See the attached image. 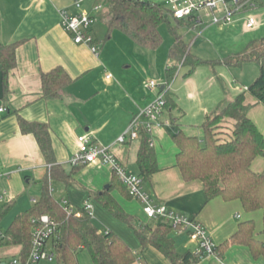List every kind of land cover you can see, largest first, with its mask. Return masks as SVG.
I'll return each instance as SVG.
<instances>
[{"label":"crops","instance_id":"crops-1","mask_svg":"<svg viewBox=\"0 0 264 264\" xmlns=\"http://www.w3.org/2000/svg\"><path fill=\"white\" fill-rule=\"evenodd\" d=\"M73 1L0 0V43L7 45L23 40L16 52V68L8 75L6 91L3 89L0 72V108L4 109L0 112V174H3L0 177V209L9 203L13 204L11 213L0 222L8 217L12 222L19 213L33 206L40 198L41 182L49 169L34 136L21 133V119L47 125L53 164L69 176L68 182L49 180L53 198H60V204L63 200L67 201L76 210L82 209L85 202L90 203L91 219L97 218L103 226L123 237L124 230L107 216L110 214L94 198L95 194L103 192L109 186L113 175L110 168L99 163L74 168L69 160L77 150L76 138L87 135L95 145L108 147L128 174L138 175L136 161L140 140L127 138L124 144H118L117 140L126 132L137 111L147 107L156 96L157 92H147L142 87L144 78L152 74V68L145 74L146 64L141 57H148L150 62L151 55L140 52L139 46L121 32L124 36L119 38L122 43L120 46L126 57L122 64L124 69L106 59L105 48L99 55L93 54L86 45L75 44L71 35L63 29L60 15L61 11L70 15L78 13ZM223 1L227 3L228 0ZM92 4L93 0H85L82 9L88 10ZM209 26H206L207 30H202V27L184 28L188 36H193L189 45L190 52L193 46L199 44V40H196L198 32L202 37L227 31L225 26H220L219 29ZM249 31L245 29V33ZM94 40L98 45V39L94 37ZM168 59L173 63L170 54ZM168 62L166 58L156 59L154 66L160 69L165 64L167 69L170 66ZM104 63L108 65L107 68ZM56 67L63 68L71 77L72 83L58 98L45 99L42 97L40 76ZM155 73L158 75L160 71ZM107 74L111 75L110 80L105 78ZM189 76L182 78L177 89H174V84L168 91L172 105L164 110L159 121L169 123L170 127H154L148 133L159 171L149 182L143 183L142 189L155 205H164L169 210L200 223L215 248L229 240L239 224L247 220L255 222V237L264 243L261 211L246 213L238 201L224 202L220 198L206 203L202 183L185 182L175 166L177 149L169 130L179 129L189 136H202V131L192 133L178 118L184 115L181 103L185 101L192 106L199 97V92L197 94L190 88ZM248 85L242 88L234 86L233 97H228L226 92L218 93L200 112L205 117L218 111ZM245 102L250 106L248 117L264 136V107L258 105L249 94L245 95ZM173 112L178 115L174 119ZM263 167L264 156L257 158L252 164V170L257 173ZM5 174L9 175L6 177ZM111 195L126 213L133 216L135 223L147 221L139 201L122 197L118 191H112ZM172 238L177 252L197 253V244L189 239L187 232L172 234ZM129 247L134 249L130 244ZM149 248L160 255L157 264H171L154 248ZM10 249H13L12 261L18 259L19 247L0 248V264H6L4 258L8 256ZM140 259L148 264L143 258ZM77 260L78 264H84L80 262V254ZM193 264H264V258L255 259L248 248L232 245L222 254L203 255Z\"/></svg>","mask_w":264,"mask_h":264},{"label":"trees","instance_id":"trees-1","mask_svg":"<svg viewBox=\"0 0 264 264\" xmlns=\"http://www.w3.org/2000/svg\"><path fill=\"white\" fill-rule=\"evenodd\" d=\"M102 10L97 19L106 26V39L114 31L129 37L136 45L148 50L160 47L162 37L159 26L166 23L173 38L170 58L173 63L166 69L167 83L176 75L177 64L188 66L187 76L200 65L208 64L193 55L180 28H194L189 20L174 19L170 10L162 2L142 0H93ZM255 7L258 0H254ZM244 7L242 11L249 10ZM169 18L175 21L170 24ZM23 40L3 45L0 43V72L3 89L6 91L8 75L16 68V52ZM253 62L259 74L232 101L224 104L218 111L204 117L201 124L202 136H189L182 130H171L170 136L177 153L175 166L185 182L200 181L206 203L220 198L224 202L238 201L246 213L261 211L262 233H264V169L252 170L253 162L264 156V136L248 117L249 105L245 95L249 94L258 105L264 107V38L251 40L241 52L227 56L224 65L228 68L241 67ZM42 97L58 98L61 92L72 83L71 77L56 67L40 76ZM172 100L166 92V108ZM22 134H31L47 162L51 165L47 176L42 180V193L33 206L19 213L10 223L5 233L0 235V248L19 247L18 260L25 264L31 252L33 228L39 224L40 217L48 215L56 226V233L50 240L54 250V264H78V254L86 251L92 264H134L139 258L123 239L112 231L99 232L91 216L81 211L80 216L68 215L63 206L52 196L49 180L68 182V175L53 164L50 135L47 125L19 120ZM140 147L136 165L142 183H147L159 171L153 147L148 143V134L140 133ZM118 191L129 200L126 187L113 173L110 184L103 192L95 194V200L117 221L127 225L135 234L140 245V253L152 247L171 264H193L202 254L187 251L177 252L172 233L179 230L171 224L156 220L134 222L133 216L126 213L113 199L111 192ZM13 208V204L0 209V220ZM155 221V223H152ZM232 245L249 249L253 258H264V243L255 237V222L247 220L239 224L237 231L214 253H224Z\"/></svg>","mask_w":264,"mask_h":264},{"label":"built area","instance_id":"built-area-1","mask_svg":"<svg viewBox=\"0 0 264 264\" xmlns=\"http://www.w3.org/2000/svg\"><path fill=\"white\" fill-rule=\"evenodd\" d=\"M85 0H74L73 6L78 11L75 15H70L61 11V25L65 32L71 35L75 44H83L89 47L93 54H97L98 46L93 37V25L97 20L98 13L102 10L100 4L93 2L88 10H83ZM174 19L189 20L194 27H206L209 25H227L233 22V16L242 11L244 7L250 10L255 8L254 0H233L227 5L223 0H162ZM261 25L256 15H248L244 24L246 30H253ZM181 66V65H180ZM179 66V67H180ZM178 67V68H179ZM107 80L111 75L105 76ZM170 84L160 86L157 82L146 79L143 88L147 92H157L154 100L144 109L138 110L132 117L126 132L117 140L118 144L126 143V139H139L140 133L151 132L154 127H170L167 122L159 121L166 107V92L169 91ZM4 111L0 108V112ZM150 147H153L151 140H148ZM77 150L69 160V164L74 167H84L99 163L108 166L121 183L126 187L129 196L139 201L142 205V212L147 220L167 222L180 231L187 232L190 240L197 244V254L214 255L215 246L209 238L206 229L193 219L181 216L164 205H155L142 189V180L138 175L128 174L125 168L119 163L108 147L97 146L92 138L87 135L76 138ZM51 165L48 166L50 168ZM5 174L4 176H8ZM3 174H0V177ZM68 215L80 216L81 211L74 209L67 201L61 202ZM92 206L85 202L82 209L91 216ZM238 217V216H237ZM56 233V226L48 215L40 217L39 224L33 228L31 240V252L25 264H40L43 261H54L55 253L50 245L52 236ZM11 264H21L15 259ZM134 264H146L140 258Z\"/></svg>","mask_w":264,"mask_h":264},{"label":"rangeland","instance_id":"rangeland-1","mask_svg":"<svg viewBox=\"0 0 264 264\" xmlns=\"http://www.w3.org/2000/svg\"><path fill=\"white\" fill-rule=\"evenodd\" d=\"M88 2L92 0H87ZM142 1H151V2H158V0H142ZM233 0H228L227 5L232 4ZM248 15H256L258 20L260 21L261 25L253 29L247 33H245L244 24L247 21ZM233 22L231 24L227 25H213L216 26V29H219L220 26L222 28L225 26L227 27V31H223L221 33H212L209 35H204L202 37L201 33L197 36V41L199 40V44L197 46H193L191 53L195 54L199 59L203 61L209 62L205 65H200L196 67L188 77L190 80V88L193 92H196L199 97L196 99V103H194L191 106V103L188 104L185 101H183V104L181 103V107L184 111V115L181 117L177 115V113L173 112L172 116L174 117L177 115L180 122L189 128V130L192 133H196L197 130H201V124L204 119V115L202 112H200V109L204 106H207L208 103L212 102L213 99L216 97V95L219 93L226 92L227 96H234L235 93L233 92V87L237 86L242 88V86L248 85V83H252L258 76L259 70L258 66L253 62L244 63L241 67H234V68H228L224 65V59L232 54L241 52L245 49L246 45L254 39H260L264 38V0H258V5L255 9L252 10H244L236 13L233 16ZM170 24L172 26H175V21L172 18H169ZM212 26V25H210ZM209 26V27H210ZM94 28V37L95 39H98V54L100 55L103 48H105V54L106 59H108L111 63L118 65L121 67V69H124V66L122 64L125 63L126 57L123 56V50L120 46L122 43L119 40L121 35L120 32L114 31L110 34L109 39H106V26L105 23L97 19L96 22L93 25ZM208 27H202V30H207ZM159 32L162 37V42L159 48L156 50H148V49H140V52H144L143 54H149L150 62H148L149 58L146 56H142L143 62L146 64V68L144 69V73L146 74L149 72L150 68H152V74H148L149 76L144 78V81L146 79L153 80L160 84V86H164L167 84L166 80V74H165V64L163 66H160V69L157 67L158 65L154 66L156 63V59H164L166 58L169 62L168 65H171L172 62L168 59L169 57V49L173 43V38L169 32L168 25L166 23H162L159 26ZM179 34L183 35L185 38V41L188 45H190L191 41L193 40V36L187 35V31L184 28H180L178 30ZM200 38V39H199ZM203 39V40H202ZM195 40V42H196ZM202 40V41H201ZM105 46V47H104ZM191 48V46H189ZM105 59V61H106ZM104 61V58H103ZM104 67L107 68V64L104 63ZM160 73L157 75V72ZM189 71L188 66H180L176 70V75L174 76V79L170 83L169 90H171L172 86L174 85V89L178 88L179 82L182 80V78H186V74ZM105 73L106 70H104ZM143 72V71H142ZM144 74V75H145ZM157 75V76H156ZM178 78V79H177ZM143 81V82H144ZM177 81V82H176ZM176 82V83H175ZM143 87V84H142ZM144 89V88H143ZM145 90V89H144ZM165 110V109H164ZM164 112V111H163ZM169 128V127H168ZM188 130V131H189ZM171 132V130H169ZM264 167L261 169V172L263 171ZM58 197V195H57ZM56 201L60 203V198H56ZM11 213V212H10ZM9 214V213H8ZM107 215V214H106ZM115 224H117L120 228L124 230V236H119L121 239L125 241V243L129 246L132 245L134 247L133 251L139 255L140 258H143L148 264H157V259L160 258L159 254L151 251L149 247H147L143 253H140V247L138 240L136 239V236L134 232L125 224L116 221L113 219L110 215H107ZM10 217L6 218V220H2L0 222V234H4L6 229L8 228L9 224L11 223V220H9ZM95 223V226L98 230H101V232L105 231H112L110 228L103 226L101 222L97 218L92 219ZM137 221V217H136ZM144 221V220H143ZM8 222V223H7ZM152 223H155V221H152ZM178 232H182L180 230L174 231L172 234H177ZM116 234V233H115ZM17 249V248H16ZM10 251V252H9ZM8 251V256L4 258V262L6 264H11L13 259V249H10ZM184 253V252H183ZM80 254V262L85 264H92L90 263L89 255L86 251L79 252ZM78 254V255H79ZM86 259V260H85ZM159 260V259H158ZM40 264H54V261H43Z\"/></svg>","mask_w":264,"mask_h":264},{"label":"water","instance_id":"water-1","mask_svg":"<svg viewBox=\"0 0 264 264\" xmlns=\"http://www.w3.org/2000/svg\"><path fill=\"white\" fill-rule=\"evenodd\" d=\"M108 188V186L106 187V189Z\"/></svg>","mask_w":264,"mask_h":264}]
</instances>
